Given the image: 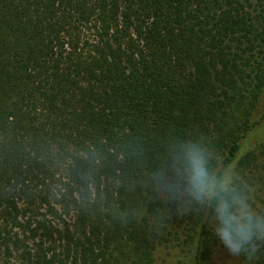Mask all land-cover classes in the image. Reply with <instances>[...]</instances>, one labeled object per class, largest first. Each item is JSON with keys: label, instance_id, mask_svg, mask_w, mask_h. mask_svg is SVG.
I'll use <instances>...</instances> for the list:
<instances>
[{"label": "trees", "instance_id": "obj_1", "mask_svg": "<svg viewBox=\"0 0 264 264\" xmlns=\"http://www.w3.org/2000/svg\"><path fill=\"white\" fill-rule=\"evenodd\" d=\"M264 0H0V264H264Z\"/></svg>", "mask_w": 264, "mask_h": 264}, {"label": "rangeland", "instance_id": "obj_2", "mask_svg": "<svg viewBox=\"0 0 264 264\" xmlns=\"http://www.w3.org/2000/svg\"><path fill=\"white\" fill-rule=\"evenodd\" d=\"M262 154L258 158V164L256 168V175L260 180L264 182V150L261 152ZM215 260L219 264H240L238 259L234 255H229V253L225 251H220L217 253Z\"/></svg>", "mask_w": 264, "mask_h": 264}]
</instances>
